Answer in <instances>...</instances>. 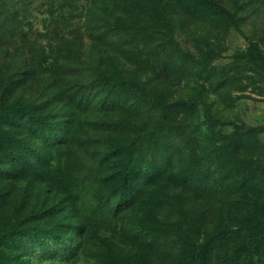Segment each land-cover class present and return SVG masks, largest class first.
<instances>
[{
  "label": "rangeland",
  "instance_id": "1",
  "mask_svg": "<svg viewBox=\"0 0 264 264\" xmlns=\"http://www.w3.org/2000/svg\"><path fill=\"white\" fill-rule=\"evenodd\" d=\"M217 1L0 0V103L50 127L4 124L0 264H264V0Z\"/></svg>",
  "mask_w": 264,
  "mask_h": 264
},
{
  "label": "trees",
  "instance_id": "2",
  "mask_svg": "<svg viewBox=\"0 0 264 264\" xmlns=\"http://www.w3.org/2000/svg\"><path fill=\"white\" fill-rule=\"evenodd\" d=\"M179 4V7L184 10L186 13L196 14L198 11H206L207 13H223L224 9L223 6L217 1V0H175ZM156 29L153 27H149L146 25H135V24H122L117 23L113 27V32L115 33L114 37H124L126 39H132L136 38L137 36H143L144 31H151L156 33ZM94 72L97 74L95 78V84L94 87L102 88V87H109L110 85L113 88H123L127 87L132 94H136L137 96L141 98H145V95L142 93L140 89L137 88L136 85L123 80L119 77H111L108 79V77H105L102 70L95 69ZM121 102V101H119ZM190 105H198V101H190ZM175 104H163V103H157L155 108H160L163 110H168L171 107H173ZM22 121V122H21ZM5 123H16L20 126H25L29 131V133L32 135H36L38 131L42 134L43 131H47V129H50L47 124H45L44 121L39 118V116H36L33 112V109L31 106L24 104L20 101H16L15 104H12L10 106H5L2 103H0V145L3 147H6L9 149L10 154L12 157L17 156L22 151V146L19 144V141L15 138L13 134L10 132L8 133L5 128ZM15 124V125H16ZM63 128V126H61ZM21 128V127H20ZM60 129V128H59ZM52 130V129H51ZM254 132L263 133L264 127L262 128H255L253 129ZM48 132V131H47ZM4 135V136H2ZM43 135V134H42ZM4 137V138H3ZM58 139L60 138V134L58 136ZM213 158H216V153L213 154ZM133 161L130 162L129 165H132ZM141 173L136 172L137 177H150L153 175L152 171ZM156 171L154 172V175ZM133 180H130V174H126L125 176V183L130 186L132 184ZM254 211H256L257 207L256 205L253 206ZM253 211V212H254ZM215 236L219 237L220 234H216Z\"/></svg>",
  "mask_w": 264,
  "mask_h": 264
}]
</instances>
